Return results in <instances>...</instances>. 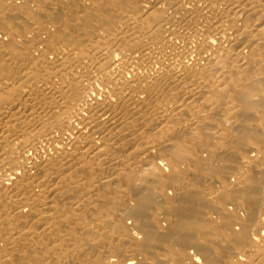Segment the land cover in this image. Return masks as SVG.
<instances>
[{
	"label": "bare ground",
	"instance_id": "1",
	"mask_svg": "<svg viewBox=\"0 0 264 264\" xmlns=\"http://www.w3.org/2000/svg\"><path fill=\"white\" fill-rule=\"evenodd\" d=\"M0 264H264V0H0Z\"/></svg>",
	"mask_w": 264,
	"mask_h": 264
}]
</instances>
